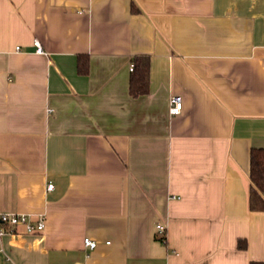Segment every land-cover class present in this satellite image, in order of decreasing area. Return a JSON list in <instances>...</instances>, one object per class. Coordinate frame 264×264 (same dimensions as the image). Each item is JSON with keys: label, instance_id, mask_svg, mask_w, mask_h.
Here are the masks:
<instances>
[{"label": "crops", "instance_id": "crops-1", "mask_svg": "<svg viewBox=\"0 0 264 264\" xmlns=\"http://www.w3.org/2000/svg\"><path fill=\"white\" fill-rule=\"evenodd\" d=\"M138 55L151 80L134 97ZM253 148L264 0H0V214L45 217L0 235V264L264 262Z\"/></svg>", "mask_w": 264, "mask_h": 264}, {"label": "trees", "instance_id": "trees-1", "mask_svg": "<svg viewBox=\"0 0 264 264\" xmlns=\"http://www.w3.org/2000/svg\"><path fill=\"white\" fill-rule=\"evenodd\" d=\"M133 11L137 8L133 4ZM151 57L149 55H138L134 58V70L130 81V92L134 97L149 93L151 80ZM88 63L83 56L79 57V72H88ZM250 209L252 211H264V148H253L250 156ZM159 241L166 244L167 236L159 237ZM239 248L245 250L247 242L239 241ZM250 264H264V262H251Z\"/></svg>", "mask_w": 264, "mask_h": 264}, {"label": "built area", "instance_id": "built-area-1", "mask_svg": "<svg viewBox=\"0 0 264 264\" xmlns=\"http://www.w3.org/2000/svg\"><path fill=\"white\" fill-rule=\"evenodd\" d=\"M38 46V53H44L43 49L38 41H36ZM19 50V48H17ZM134 70V64L131 66V71ZM183 110V97L180 95H175L170 99V114L173 116L180 115ZM54 188L53 184L48 186L49 190ZM20 226H24L28 233H37L43 232L45 229V217L39 216L37 220H34L32 216L27 214H16V213H3L0 214V235H4L8 232L14 233ZM157 236H166L167 229L166 226L162 223L158 224L156 227ZM85 247L94 250L98 244L96 241L91 238L84 239Z\"/></svg>", "mask_w": 264, "mask_h": 264}]
</instances>
